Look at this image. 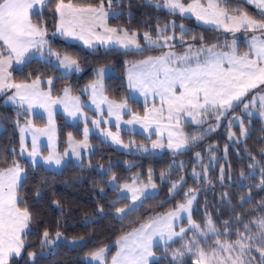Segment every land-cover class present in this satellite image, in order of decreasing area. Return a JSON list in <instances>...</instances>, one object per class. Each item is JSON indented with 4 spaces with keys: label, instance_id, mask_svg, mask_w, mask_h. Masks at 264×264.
Returning a JSON list of instances; mask_svg holds the SVG:
<instances>
[{
    "label": "trees",
    "instance_id": "obj_1",
    "mask_svg": "<svg viewBox=\"0 0 264 264\" xmlns=\"http://www.w3.org/2000/svg\"><path fill=\"white\" fill-rule=\"evenodd\" d=\"M73 2L99 6L101 0ZM57 3L58 0H48L32 15L33 23L40 24L47 30L45 37L50 51L58 57L69 56L75 59L82 74L63 76L57 67L36 58L26 62L21 69L11 71L12 82L18 84L32 83L37 79L53 80V98L60 97L67 88L70 94L87 101L84 88L96 81L98 69L111 67L114 75L105 79L104 94L112 101L126 102L132 113L143 115L145 106L130 98L126 82L128 66L160 55L168 49L184 52L215 44L218 48L230 50L228 45L232 39L235 40L226 38L218 30L198 26L190 18L168 13L161 7L162 0H111L110 5L109 0H103L105 9L111 12V25L129 33H137L142 44L144 33L156 37L172 21L182 24L185 30L182 31L179 27L173 29L178 38L174 39V46L168 48L149 47L141 51L97 48L88 51L81 45L70 43L55 34ZM220 3L231 13H246L253 19L264 21V15L259 14L244 0H220ZM247 34L252 35L249 32ZM238 43L237 52L243 55L248 48L243 40H238ZM0 55H8L1 43ZM214 112L215 110L207 114V121L201 126H184L188 148L179 154H126L114 150L93 136L90 141L96 148L88 158H84L82 166H75L70 162L59 172H54L42 166H33L20 157L18 126L31 118L7 105L1 98L0 123L3 130L0 134V171L14 164L21 166L24 179L17 194L20 207H26L31 214L28 231L23 237V254L12 259L10 264H87L85 259L91 253L107 246H112L111 256L121 237L156 216L175 210L178 204L186 202L191 193H196L193 221L200 228H204L207 219H210L218 231L214 239L234 242L249 231L254 232L249 229L252 223L264 217V120L244 117L241 103L223 119L210 118ZM235 117L243 118V126L248 132L243 141L229 140L231 129L237 136L241 134V128L233 125ZM56 121L59 151L63 152L67 135L73 133L80 140L82 133L80 128L67 124L61 115L56 116ZM32 122L36 126L45 124L39 117L32 118ZM218 122L219 126H216ZM122 137L124 141L132 138L138 144H148V140L138 134L122 133ZM197 154L202 157L201 164ZM113 162L119 163L113 165ZM125 162H133L135 165L126 169ZM110 164L111 169L105 174L96 169L97 166ZM148 171L153 174L152 179L159 188V194L145 199L135 211L117 219L116 210L129 203L127 199L117 200V190L122 184L131 181L136 174L145 177ZM112 177L117 181L116 189L108 186ZM173 184H179L176 192L172 189ZM172 192L175 194L171 195ZM45 231L50 238L60 233L67 239L82 242L74 246L68 242L59 244L52 254L46 257L37 256L31 261L30 255L41 252L44 248L42 240ZM185 240L183 238L156 247L154 251L158 259L151 264H195L193 257H186L181 262L173 257L177 250H181ZM209 242L215 245L212 238ZM254 256L260 258V264H264V260L257 253Z\"/></svg>",
    "mask_w": 264,
    "mask_h": 264
},
{
    "label": "snow or ice",
    "instance_id": "obj_2",
    "mask_svg": "<svg viewBox=\"0 0 264 264\" xmlns=\"http://www.w3.org/2000/svg\"><path fill=\"white\" fill-rule=\"evenodd\" d=\"M253 2V0H250ZM258 7L264 8V0H256ZM46 0H0V41L6 46L9 55H0V92L5 89H15V94L9 99L19 98L21 104L27 103L29 108L34 105L44 107L49 111L51 124L50 105L63 103L69 115L75 116L80 111L79 98L69 96V89L64 90V98L53 100L50 92L39 90L40 80H34L31 84L14 83L11 81L9 68L13 59L17 64L24 62L26 54L32 49L42 51L48 43L44 37L47 30L40 24L33 23L32 15L34 9L43 7ZM165 6L172 12L177 10L181 13H191L198 21L208 24L223 26L225 31L236 32L244 29L245 31H259L261 36L253 35L249 42V50L243 55L237 54L235 41L232 43L230 52L215 51L217 45L201 48V52H206L202 58L200 53H186L177 56L174 52H167L157 57H149L140 61L138 65H133V69L145 66L148 71L134 72L129 71V87L139 88L142 94L147 96L152 93L160 98V107L153 106L146 109L143 116L133 113L132 119L125 123H140L145 129L153 124L157 126V132L163 134L168 132V147L179 149L186 141L184 139L173 140L177 135L174 129L180 126V121L186 116L191 118V122L201 123L198 117H204L209 112L218 111L223 115L222 110L231 108L234 102L240 101L252 89L264 85V21H257L246 13L239 16L229 15L228 12L219 6V0H207V6L201 0H193L192 3L185 5L181 0H164ZM111 0H109V5ZM55 11L59 14V24L57 30L61 35L83 40L86 44H91L93 39L102 43L115 40L123 47L134 45L139 48L140 44L136 39V34H128L126 30L109 28L106 24L107 12L103 0L99 6L79 5L73 0H58ZM103 28L105 34L96 32L97 28ZM122 32V35H117ZM144 39L149 43L157 44L152 40L149 33H144ZM165 39H171L166 37ZM59 59V57H58ZM194 59V63H193ZM59 63L65 69L71 71L73 67L79 71L77 61L69 56L59 59ZM104 70L101 69L99 77L102 78ZM162 74V75H161ZM51 85L52 81L49 80ZM102 87L101 79H98L90 87L93 90V103L99 107V103L109 104V115H116L117 121L121 119L120 109L127 107V103L117 104L115 101H108L107 97L100 96L99 102L96 97L99 87ZM262 107H264V96L260 97ZM71 100L72 104L66 101ZM248 105H245L247 108ZM115 108L117 111L113 112ZM261 115H264L262 111ZM167 124L162 126L163 121ZM99 123V121H94ZM30 127V125L28 126ZM119 127V124H117ZM27 128H21V133ZM48 129H36L33 132L31 157L38 155L37 134H48ZM87 128H85V139L81 142L82 146H87ZM112 137L115 143H120L118 134L106 133ZM179 135H183L180 133ZM51 140V136H49ZM71 139V136H70ZM23 143V137H22ZM78 145V146H81ZM127 147V145H125ZM153 147H163L160 142H153ZM75 152V148L73 149ZM79 155V153H76ZM47 162H55L59 165L61 158L54 151L45 158ZM22 168L14 164L4 171H0V264H8V258L13 253L19 255L23 247L22 236L29 227L31 214L26 207H20V200L17 194L18 183ZM163 175V174H162ZM115 179V177H113ZM135 183V182H134ZM133 185L124 187L132 193V199L138 200L144 195L143 190L137 189ZM264 183V181H262ZM155 188V185H151ZM176 184L172 186L175 190ZM188 195L187 193L185 194ZM194 196L187 199L186 203L178 204L174 211L168 212L164 216L153 218L148 223L142 224L138 229L123 236L116 243L120 250L111 258V264H149V257L153 255L152 243L156 236L161 239L167 236L168 240L173 237L182 236L186 229L180 228L179 232L174 231L173 221L180 218L182 212H188L192 205ZM124 209H118L123 213ZM189 223L192 227L198 228L191 218ZM211 225V220H209ZM257 225L259 239L264 244V217L254 221ZM248 228V225H245ZM215 231V229H212ZM57 238L60 233L56 234ZM49 233L44 232L46 242ZM252 235L241 236L234 242L220 240L216 241V248L211 252L198 249L199 255L197 264H245L243 256L251 248ZM239 253L233 257L231 253L236 249ZM191 251V248L188 249ZM106 249L101 248L91 253L93 260H103ZM261 258L264 260V247L258 248ZM228 253L229 255H225ZM175 256H182L183 252L177 250ZM250 264V262H249Z\"/></svg>",
    "mask_w": 264,
    "mask_h": 264
},
{
    "label": "rangeland",
    "instance_id": "obj_3",
    "mask_svg": "<svg viewBox=\"0 0 264 264\" xmlns=\"http://www.w3.org/2000/svg\"><path fill=\"white\" fill-rule=\"evenodd\" d=\"M162 1H163V3L161 5V7L165 11H167L168 13L177 14V15H179L182 18H190V19L194 20V22L198 26H201V27H204V28H212V29H215V30L220 31L226 38H229V39L230 38H234L235 40L232 39L231 40V43L228 45L229 48H230V50L232 48L233 41H235V47H236V49L238 48V46H239L238 40H240V39L245 42V44H246V46H247V48L249 50V42H250L252 36L253 35L258 36V37L261 36V32H259V31H255V32L254 31H245L244 29H241L240 31H236V32L225 31L223 26H217L215 24H208V23H204L203 21H198L196 19V17L194 15H192L191 13L181 14L178 10L176 12H172V11H170L165 6L164 0H162ZM244 1L247 2L249 5L253 6L259 14H263L264 15V8L258 7L256 0H253V2H250V0H244ZM192 2H193V0H188L187 2H184L183 0H181V3H184L185 5H187L189 3H192ZM201 3L204 4L205 6H207V0H201ZM219 6L221 8H224L222 6V4L220 3V0H219ZM225 10L228 12L229 15H233V16H239L241 14H244V13L234 14V13L229 12L227 9H225ZM257 21H262V20H257ZM178 27L182 31L185 30V28H184V26L182 24H176L174 21H172L170 24H168L167 26L163 27L162 30H161V32H158V36L152 37V40L157 41V44H159L160 46H157L156 44H152V43H149L148 41H146L144 39V34L142 36L143 44L140 43L139 36H138L137 33H135L136 34L137 41L140 44V47L138 49H136V50H123V51H141V50H143L145 48H149V47H153V48H161V47L168 48V47L174 46V42L173 41H174V39H177L178 37L175 35V32H174L173 29H176ZM169 29L171 30L170 32L167 31ZM247 32L252 33V35L251 34H247ZM166 37H170L171 39H165ZM45 40H47V38ZM47 44L44 46V48H43L42 51H40V52L36 51L35 53H32L31 52L30 53L31 55L28 56V57H32L33 56V58H40V59H42L44 61L45 60H48V62L51 63L52 65H53V63L56 64L57 60H59L60 58L58 59V57L55 56L50 51V49L48 48ZM204 48H206V47H204ZM6 50H7V48H6ZM188 50H190V51H187V52H194V50H192V49H188ZM168 52H171V51H168ZM189 54H191V53H189ZM202 57L203 56H201V58ZM193 61H194V59H193ZM13 65H14V67H13ZM17 65H19L20 67L23 66L22 63L21 64H17L15 62V60L13 59L12 65H11V67L14 68L13 70H19V69H21ZM62 68L65 69L64 67H62ZM109 70H111V69H109ZM98 72H97V75H98L97 76V79L99 77ZM99 79H101V78L99 77ZM42 81H45V80H42ZM102 81L103 80L101 79V82ZM83 93H84V95H87L84 91H83ZM3 94L4 95L1 96L2 99H4V97L8 98L7 100L4 101L7 105H10L13 108L18 109L19 112L26 113V114H28L30 116L31 120H28L26 123L21 124V125L18 126V133L20 134L21 128L27 127L28 130H29V133H30L29 136H28V138L30 139V141L33 142V134H32L33 132H32L31 129L34 126L36 128V125L32 122V118H34V117L32 116L33 114L31 112V109L28 107V104L27 103L21 104L20 101L17 102L16 100L14 101V100L9 99V97H11V96L14 95V89H5ZM263 95H264V90L256 89L254 92H252L250 94V97H248V98H246V99H244V100H242V101H240V102H238L236 104H233V106L231 108L227 109V110H222L223 113H224L223 115H219V112L218 111H215L210 118H212L214 120H216V119H218V120L223 119L227 115L228 112L230 113V111L234 107L238 106V104L241 103V112L244 115V117H258V118L264 120V115H261L262 112L259 110V106H260V108H262V101H261L260 97L263 96ZM69 96H73V98L78 97L79 98V106L80 107H84L83 104H85L86 101H82L79 96H75V95L70 94V91H69ZM58 98L59 99L60 98L63 99L64 98V92ZM246 104L248 105L247 108H245V105ZM58 109H61L60 111H62V113H63V114L59 113L58 115H61L64 118L65 122L67 124H69L70 126H72L73 128H80V131L82 133V138L80 140H78L73 135V133H69L67 135V137H66V148L64 149L63 152H60V155L62 156L61 158L63 160H65L66 162L68 160H71L75 166H82L83 165L84 158H88L94 152V150L96 148L95 145L92 144V142L90 141V138L91 137H90V134L88 132H87V146L85 147V146H82L81 145V142H83L84 139H85V128H87L88 131H91V130L92 131H95V130L97 131V129L99 127L98 134L104 135L103 134V132H104L103 129H106V128H105V126L103 127L102 125L103 124L106 125L108 123L107 122H99L98 124L97 123H94V121H97L95 115H90L89 114L91 116V118H92V120L90 121L91 123L84 124L83 122H81L82 124H79L80 122H78V120L76 119V117L75 116H72V115H69V113L66 112L63 109V107H60ZM102 117L105 120H107L109 118V115H107V117L104 116V115H102ZM42 118L45 121V124L43 126H37V127H41L42 129H49V123H48L47 119L45 117H43V116H42ZM206 118H207V115L204 116V117H198V119L201 120V123L197 124V123L191 122V118L190 117H186L185 116L180 121V125H182V124H191V125H194V126H201V125H203L207 121ZM70 121H76V123L73 124L75 126H73L72 124H70ZM242 121H243V118L242 117H238V118L235 117L234 118L233 125L239 126L241 128V134H240V136H237L235 134V132L231 129L230 130V134H229V140L230 141H233V140L234 141H243L247 137L248 132L245 130ZM219 123L220 122H218V125H216V126H219ZM32 124L34 126H32ZM29 125H30V127H28ZM56 125H57V121H56ZM91 125H93V127ZM106 127H109V126L106 125ZM83 128H84V130H83ZM57 129H58V127H57ZM178 129H181V127L179 126L178 128H176L177 132L179 133V130ZM210 132H212V131H210ZM114 133L118 134V137L120 138V141L122 143H119L116 146H111V145L110 146L114 150H117V151H120V152H123V153H126V154H132V155H145V154L161 155L164 152H169L171 154L176 155V154H179L181 152L186 151L187 148H188V146H187L186 143H185V149L184 150H179V149H176V148H170V147H168V140L167 139L162 138V137L156 138L155 136L154 137H151V138H145L144 137L146 140H148V144L147 145H145V144H138L132 138L129 139V140H127V141H124V139L122 137V133L129 134L131 132L124 131V127L122 125H120L116 129V131ZM132 134H138V133H132ZM49 136H51V140L49 139ZM70 136H71V139H70ZM95 137L99 138L101 142H103L105 144H108L105 140L101 139L99 136H95ZM182 137H183V135H182ZM43 138H44L45 141L52 142V138L53 137H52L51 134H48V135H43ZM58 139H59V137H58ZM184 140L186 141L185 133H184ZM197 140H200V139L197 138ZM37 141H38V137H37ZM153 142H160V143L163 144V147H155L154 148L153 147ZM58 144H59V142H58ZM37 145H38V142H37ZM78 145H81V146H78ZM125 145H127V147H125ZM47 147H50V146H47ZM74 148L76 150L75 152L73 151ZM76 153H79V155H77ZM20 157L23 160H25L22 157L21 153H20ZM197 157H198L199 163L201 164L202 163V157L199 156L198 154H197ZM118 163L119 162H113L112 164L113 165H116ZM124 165H125L126 169H131V168L134 167L135 163H133V162H125ZM96 169H97V171L99 173L105 174L106 172L110 171L111 164L109 166H97ZM152 175L153 174H152L151 171H148L147 172V175L145 177H142L140 174H136L131 179V181L122 184L121 187L117 190V200H121V199H127V200H129V203L126 206H124L122 208H119V209H124L125 210L123 213L118 212V209L116 210L115 216H116L117 219H122L127 214L135 211L142 204V202L145 199L151 198V197H155V196H157L159 194V192H160L159 191V188H158L157 184L154 182V180L152 179ZM133 183H134V187L135 188L141 189L144 192V195L141 196L138 200H135V201L132 199V193L129 192L124 187L125 185H133ZM153 184L155 185V188L151 187V185H153ZM176 185H177V187H176V189H177L179 187V184H176ZM108 186L111 189H116V186H117L116 179H113V177L110 178L109 179V182H108ZM176 189L174 190L175 192L177 191ZM175 192H172L171 195H174ZM192 196H194L195 199L193 200L192 205L190 206V210L188 212H182L180 214V218H178V219H176V220H174L172 222L173 223V226H174V231L179 232L180 228H184V229H186L185 233L182 236L173 237L172 240H168L166 235H165V238L164 239H161L159 236H156L154 238V240H153V243H152V252H153V255L148 258L149 259V264L153 263L154 261H156L158 259V257L155 254V251H154V249L156 247L168 245V244H171V243H173V242H175L177 240H181L183 238H186V240L184 242V245L181 247V250H180L181 252H183V255L182 256H175V255H173L174 259H176L177 262H181L186 257H193L195 259L194 260L195 261V264H197V259H198V255H199L198 249H203L205 252H209L210 253L211 252V249H213L212 247H214V248L217 247L216 241L219 240V239H214V237L218 235V231L214 227L212 221H211V225H209L208 222H209L210 219H207V222H206V225L204 226V228H200V227L194 228L189 223V217L191 218V221L194 223L193 218H192V212H193V208H194V204H195V200H196V193H191L189 196H187V199L191 198ZM187 199H186V202H187ZM166 214L158 215V216H164ZM158 216H156V217H158ZM138 228H136V229H138ZM212 229H215V231H212ZM249 229H251V231L254 230V232H250L249 231L250 233L248 232L247 234H244L243 236L252 235L254 237V239L252 241H247V243H250L251 244V248L243 256V260H244L245 264H249V262H250V264H260L261 263L260 262V258L257 259L254 256V253H257L261 257V253L259 251H257V249L258 248H261V247H264V244H262L261 241H260V239H259L257 225L254 222L252 223V226ZM133 231H131V232H133ZM131 232H129V233H131ZM211 238H212V240H214L215 245H212L211 242H209ZM48 240L51 241V242L50 243L49 242H46L45 241V238L43 237L42 246L44 248H43V250L41 252L31 254L30 255L31 261H34V259L37 256L46 257V256L52 254L53 251L55 250V248L59 244L68 242L71 246H74V245H77L78 243L82 242V241L77 240V239H67L62 234H60V237L59 238H57L56 235L53 238L48 237ZM204 243H205V245H204ZM24 246H25V243H23V247L21 248L22 251H24ZM115 246H116V249H115V252L113 253V255L110 256V251L112 249V246H107V247L104 248V249H106V251H105L103 260H93L91 258V256H89V257H87L85 259L86 262H87V264H111V258H112V256H114L120 250V246L118 244H116ZM189 248H191V251L188 250ZM238 253H239V249L237 248L235 251H233L231 253V255L233 257H235ZM225 255H229V254L228 253H225ZM89 259H90V261L88 263V260Z\"/></svg>",
    "mask_w": 264,
    "mask_h": 264
},
{
    "label": "crops",
    "instance_id": "obj_4",
    "mask_svg": "<svg viewBox=\"0 0 264 264\" xmlns=\"http://www.w3.org/2000/svg\"><path fill=\"white\" fill-rule=\"evenodd\" d=\"M47 1L48 0H46V2ZM41 8L42 7H37L36 9H34L33 14L35 12H37L38 10H40ZM105 11L108 14L107 15V19H106L107 27H109V28L122 29V28H119V27H116V26L111 25V23H110L111 12L109 10H107V9H105ZM57 16L58 17H57V22H56L55 34L57 36L65 39L66 41H68L70 43H74V44L81 45L82 47H84L88 51H92V50L97 49V48H115V49H119V50H136V49H138L134 45H129L128 47H123L122 45H120L119 43H117L115 40H113L111 42L102 43L99 40L93 39L91 41V44H86L83 40L76 39V38L69 37V36L61 35L60 32L57 30V26L59 24V14L58 13H57ZM122 30H124V29H122ZM96 32L101 33L103 35H110V34H105L103 28H99V27L96 29ZM122 34H123L122 32H118L117 33V35H122ZM128 34L131 35L133 33H129L128 32ZM44 39H46V37H44ZM1 42L2 41H0V43ZM1 44L3 45V42ZM47 46H48V44H47ZM205 47L207 48V47H210V46H205ZM202 48H204V47H202ZM192 50H194V52H187V51H190V50H186L184 52H177L175 50L168 49V50L160 53V55H162L164 53H167L168 51L174 52L177 56H183L186 53H191V54L192 53H200V56L206 55V52H201V48L200 49H192ZM36 51H37L36 49L30 50V52L28 53L29 55L26 54V56L24 58V62L26 63L29 60L34 59L33 56L32 57H28V56L31 55L30 54L31 52L32 53H35ZM215 51H218V52H230L231 50H225V49H222V48H218L217 47L215 49ZM38 52H40V51H38ZM237 54L240 55L238 52H237ZM8 55H9V53H8ZM160 55H156V56H153V57H157V56H160ZM62 57H64V56H62ZM62 57H59V58L60 59H63ZM148 58H145L143 60H146ZM36 59H40V58H36ZM40 60H42V59H40ZM143 60H140V61H143ZM45 61L48 62V60H45ZM140 61H138V62H136L134 64H131L130 66L127 67V70H126V82H127V88L129 90L130 98L132 100L137 101V102L141 103L142 105H144L145 106V110L146 109H151L153 106L159 108L160 107V98H159V96H155L152 93H149L147 96H145L144 94L141 93V91L139 90V88H131V87H129V79H128V76H129V71L130 70L131 71H134V72H141V71H148L149 70L145 66H142L140 68L133 69V65H138ZM24 62L22 63V65L25 64ZM193 63H194V61H193ZM14 65H13V67H14ZM53 65L59 69V71L61 72V74L63 76H71V75H74V74H76V75L82 74V69L80 67H79V71H77L75 69V67H73V69L71 71H69L67 69H63L61 67L60 63H59V60H57L56 64L53 63ZM17 66H19V65H17ZM20 68H22V67H20ZM13 69L14 68L10 67L9 68V72L11 73V71ZM101 69H103L104 72H103V76L101 78L103 80L101 82L102 87H99L98 86L99 87V92H98V95L96 97V99H97L98 102L100 100L101 94H102L103 97H107L104 94V91H103L104 90V81H105V79H107L108 77L114 75V70L111 67H103V68H100V69L97 70V72L98 71L100 72ZM109 69H111V70H109ZM99 72H98V74H99ZM98 79H99V77H98ZM49 80H45V81L40 80L39 90L41 92H50V95H51V88H52L53 80H51L52 81V84L51 85L48 84V81ZM27 84H31V83H27ZM92 84H90V85H92ZM90 85H88V86H86L84 88V92L87 94L86 96L88 97V99H87L86 103L83 104L84 107H80V111L76 113L75 117L78 120V122H80L79 124H82L81 122H83L84 124H86V123H91L90 121L92 120V118H91L90 115H95L97 121H99V122H107L108 124H106V125L109 126V127H106V125H104V124L102 125L103 127L105 126V128H106V129H103L104 130V132H103L104 135L98 134L99 127H98L97 131L96 130L95 131H92V130L91 131H88V133L90 134V137H92V136H99L101 139L105 140L109 145L116 146L119 143H115L113 141L112 137L109 136V135H106V133H109L110 132V133L116 135V133H114V132L118 128L117 127V124H119V126L122 125L124 127V131L131 132L129 134L138 133L139 135H141L142 137H145V138H151V137H154L155 136L156 138L162 137V138H165V139L168 140V132L165 130V131H163V134L162 135L159 134L157 132V126L155 124H153L150 128L145 129V127H143L140 123H131V124L125 123L126 121L132 119V114H133L131 112V109L129 108L128 105H127L126 108L119 110L120 113H121V119L119 121H117L116 115H114V114L113 115H109V104L107 102L99 103V107L97 106L96 103H93V90L90 87ZM256 89L264 90V85H260L257 88L252 89L240 101H242V100L250 97V94L252 92H254ZM3 93H4V91L3 92H0V99H1V96L4 95ZM14 94H15V89H14ZM70 97L73 98V96H70ZM51 98L53 100L58 99V98H53L52 95H51ZM7 99L8 98L4 97L3 100L5 101ZM107 100L108 101H112L108 97H107ZM16 101L18 102L19 101V98H17ZM240 101L234 102V104H236V103H238ZM66 102L69 104V107H71V104H72L71 100L66 101ZM116 103L119 104L120 102H116ZM49 107H50V111H51V124L49 123V120H50L49 111L46 110L44 107H40L39 105H34L30 109H31V112L33 114L32 115L33 117L42 118V116H43V117H45L47 119V121L49 123V129H48L49 131H48V134H51L52 135V137H53L52 138V142H48V141H45L44 140L43 135H48V134H37V137H38V141H37L38 142V155H36L35 157H31L29 155V153L32 151L33 142L30 141V139L28 138V136L30 134L28 128L27 127H23V128H27V130L24 131L23 133H21V130H20V134H19V138H20L19 139V153H21L22 157L29 164H31L33 166H42V167H44L47 170L54 171V172H59L66 165H68L70 162L73 163L71 160H68L66 162L65 160H63L61 158L62 156L60 155L59 144H58L59 139H58V129H57V125H56V116L59 113L63 114L62 111H60L61 109H58V108L63 107V109L65 110V105L63 103H57V104L50 105ZM259 110L261 112L264 111V107L260 108V106H259ZM112 111L113 112H116L117 110L115 108H113ZM66 112H68V111H66ZM102 115H104L106 117H107V115H109V118L107 120H105L102 117ZM143 115H140V116H143ZM75 123H76V121H70V124H72V125L75 124ZM164 124H167V121L166 120L162 122V126ZM185 125H187V124L180 125L181 129H178L179 130V133L177 132L176 129H174V131L177 133V135H174L173 136V140L174 141L175 140H178V139H184V126ZM32 126H34V125L32 124ZM73 126H75V125H73ZM91 126L93 127V125H91ZM36 129H42V128L41 127H37V126L35 128V126H34V127H32L31 130H32V132H34ZM2 130H3V126H2V124H0V134H1ZM83 130H84V128H83ZM180 131L183 133V137L181 135H179L181 133ZM22 137H23V143H22ZM119 140H120V138H119ZM120 143H122V142H120ZM47 146H50V147H47ZM184 149H185V144H184V146H182L181 148H179V150H184ZM53 151L57 155H59L60 158H61V163L59 165L55 164V162L49 163L45 159ZM23 178H24V172L22 170V172L20 174V180H19V183H18L17 191H18V189L20 187V184H21ZM28 228L25 230V233L23 234L22 239H23L24 235L27 233ZM22 252L23 251L21 250L20 253H19V255H16L15 253H13L11 256H9V258H8V264L11 262L12 259L20 257L23 254ZM89 261H90V259L88 260V263H89Z\"/></svg>",
    "mask_w": 264,
    "mask_h": 264
}]
</instances>
